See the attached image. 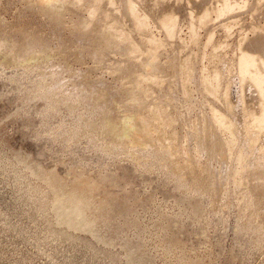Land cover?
<instances>
[{
	"label": "rangeland",
	"instance_id": "obj_1",
	"mask_svg": "<svg viewBox=\"0 0 264 264\" xmlns=\"http://www.w3.org/2000/svg\"><path fill=\"white\" fill-rule=\"evenodd\" d=\"M246 1L227 34L221 27L227 21L217 23L211 10L221 0H0V264H264V245L255 247L252 235L236 232L264 221V205L253 200L264 188V133L251 124L245 109L255 104L231 67L245 37L264 55V0ZM130 2L149 13L148 29L133 22ZM204 7L212 21L198 29L200 42L182 49L189 10L197 20ZM171 14L179 19L169 40L160 24ZM211 33L215 45L227 47H207L216 57L204 61L200 44ZM186 56L192 59L182 66ZM204 63L221 75V103L199 81ZM148 78L153 82H143ZM49 98L56 112L48 110ZM208 103L229 111L235 124L237 143L229 155L225 137L211 127ZM152 108L165 114L159 124ZM79 119L94 143L88 135L67 140ZM147 139L169 145L176 163L211 176L212 197L190 198L205 206L202 220L177 216L176 203L188 193L162 172V160L147 154ZM239 152L246 157L244 175L237 177L243 183L234 185L231 167ZM48 181L62 187L57 197ZM88 182L98 185L80 190ZM224 188L229 208L219 211ZM103 197L115 203L106 208L97 202Z\"/></svg>",
	"mask_w": 264,
	"mask_h": 264
},
{
	"label": "bare ground",
	"instance_id": "obj_2",
	"mask_svg": "<svg viewBox=\"0 0 264 264\" xmlns=\"http://www.w3.org/2000/svg\"><path fill=\"white\" fill-rule=\"evenodd\" d=\"M218 1V0H216ZM44 4L47 5V1H42ZM110 2V1H109ZM137 3V2H136ZM144 3V2H143ZM247 1L246 0H240L239 2H232L231 0H221L220 4L216 5L215 7L211 8V10L213 11V14L215 16V20H217V23L220 22H224L227 21V23H223L221 27H225L227 26L228 29L226 32L227 34L229 33V30H232V28L234 26H236L239 22H240V17H241V13L240 11L244 8H247ZM130 6L128 7L129 12H130V16L133 19V22H135L140 28H144V29H148L150 27V23H149V18L150 15L149 13H145V12H140L136 5L133 4L132 2H130L129 4ZM50 6V5H48ZM95 9V8H94ZM203 9L204 12L203 14H201V17L198 18L197 20L194 17V12L191 10H189V14H187L188 20L190 18L187 30H188V36H187V41H182L183 43L180 45V47L186 48L187 45H192L196 42H200V37L198 34V29L199 28H203L205 25H207V23H209L211 20V18L213 16H211V18L209 17L210 14L208 13V9H206V7H204ZM94 10L92 9L91 12H93ZM211 11V12H212ZM242 12V11H241ZM178 17L175 16V14H171L169 16H167V18H162L161 20V28L163 29V32L165 33L167 39H174L175 35H176V28H177V24H178ZM214 20V21H215ZM221 20V21H218ZM229 21V22H228ZM199 23L200 25L198 26L196 23ZM216 24V23H215ZM106 27V26H105ZM108 27V28H107ZM106 28L109 30H113V27L111 26H107ZM161 29V30H162ZM114 31V30H113ZM213 32V31H212ZM124 33V32H123ZM261 38H263L264 40V35L261 36ZM215 35L213 33H211V35L207 36L206 39L204 40V42H201L200 46L202 48V52L200 53V58L204 59V61H210L212 59H215V54L211 53V52H207V47L212 46L209 50H213L216 51L217 49H225L227 47V45L225 44V47L222 48V44L220 45H215ZM244 46L241 48L237 49L236 55H235V59H233L234 61H232V65L231 67L233 68V70L235 71V77L236 79L239 81V83L241 84V90L242 93L245 95L246 90H248L250 92V100L255 104V108L252 107L251 105L247 107V109H245L247 112L251 113V124L254 125V127H256L258 129V131H261L262 133H264V55L258 54L257 53V47L258 45H255L254 43H252L250 40H248V38H243ZM1 42V40H0ZM148 44H150L151 46H156L161 48V43L157 44L156 41H153L152 39H148ZM136 48V46H134ZM139 48V47H138ZM158 48V49H159ZM136 52L138 50H135ZM33 59V58H32ZM38 59V58H37ZM37 59H33L32 61L34 62V60ZM192 58H190L189 56H186L185 59L183 60V65H188L189 62L191 61ZM18 57L11 59V61H8L7 64H12V63H16L18 62ZM31 60V59H30ZM31 61V62H32ZM28 63V62H27ZM203 63V62H202ZM26 65V64H25ZM27 68V67H26ZM231 68V70H232ZM25 69V67H24ZM27 70V69H26ZM232 70V71H233ZM28 71H32V70H28ZM199 81L202 83V85H204V87H207L210 95L213 98H216L219 102L221 103V100L219 99V97L217 96V89L219 88V85L222 84V80H221V75L218 71H214L213 73L206 68L205 63L200 65L199 68ZM232 71H229V73H231ZM30 74V73H28ZM232 75V74H231ZM233 76V75H232ZM154 79V77H152ZM143 79V78H141ZM153 79H146L143 82L147 83L148 81L153 82ZM198 79V78H197ZM158 80V79H157ZM44 81V79H43ZM156 81V80H155ZM159 81V80H158ZM142 82V81H141ZM149 82V83H150ZM157 83V82H156ZM163 83V82H162ZM186 83V85L191 84V81L186 82L184 80V84ZM138 84V83H137ZM164 84V83H163ZM243 84H245V86H242ZM47 85V83H46ZM146 85V84H145ZM201 85V86H202ZM42 84L40 82L39 86L37 88H35L36 92H39L41 90ZM47 87V86H46ZM44 87V88H46ZM141 87V86H140ZM145 87V86H144ZM172 88V87H171ZM170 88V89H171ZM169 89V88H168ZM206 89V88H205ZM204 89V90H205ZM34 90V89H33ZM43 90V89H42ZM229 88L226 89V94L228 93ZM42 92V91H41ZM207 92V91H206ZM185 94H187V92H185ZM208 95V94H207ZM52 98V97H51ZM51 98H49L50 100H48L47 103V108L48 110H52V111H57L56 107L54 106L55 104L53 102H55L54 100H51ZM55 99V98H54ZM53 101V102H51ZM62 101V100H61ZM69 101V100H68ZM205 101V100H204ZM210 101V100H209ZM57 102V101H56ZM58 103V102H57ZM65 104V103H64ZM69 105V104H68ZM209 106V116L210 118V123H211V127H214V129H216L217 134L219 135H223L225 137V142H224V151L227 152V154L229 155L232 151L233 146L237 143V136H236V127L235 124L228 118L227 112H225L224 110L222 111L220 108H218V106H212L210 103H208ZM224 106H228L226 108L230 109L229 104H224ZM223 106V107H224ZM70 108L72 106H69ZM191 107L188 106V109H190ZM257 108V112H255V109ZM68 109V108H66ZM152 108L151 113H152V117L154 116V118H156V121H158L159 124V120L162 119V117L165 115L163 111L161 110H157ZM161 109V108H160ZM166 110V109H163ZM227 110V109H226ZM231 110V109H230ZM54 112V113H55ZM255 112V113H254ZM48 113V112H47ZM83 113V112H82ZM260 113V114H259ZM150 114V113H149ZM164 114V115H163ZM151 115V114H150ZM250 115V114H249ZM208 116V115H207ZM82 119V118H81ZM86 120V119H85ZM107 120V119H106ZM110 121V120H108ZM117 121V120H116ZM172 121V120H171ZM86 122V121H85ZM105 122V121H104ZM153 122V121H151ZM164 122V121H163ZM84 123V122H82ZM89 123V122H88ZM92 123V122H91ZM112 123V122H111ZM167 123V122H166ZM96 124V123H95ZM104 124V123H103ZM77 127H75L71 134L68 135L69 136V142H73L76 140V142L78 141L77 139L81 136H87L88 135V131L86 130L85 126H88V124L84 123L81 124L80 123V119L79 122H77ZM91 125V124H90ZM93 125V124H92ZM97 125V124H96ZM119 125V124H118ZM252 125V126H253ZM75 126V125H74ZM92 128V126H90ZM110 126H108L109 128ZM89 128V127H87ZM95 128V126H94ZM102 128V125H101ZM104 128V127H103ZM97 129V128H96ZM141 129V128H140ZM158 131L160 132V137L162 139L163 142L167 141V137H166V131L163 130V128H159L158 126ZM70 130V129H69ZM91 130V129H90ZM89 130V131H90ZM104 130V129H103ZM173 130V129H172ZM97 131H100L97 129ZM256 131V130H255ZM50 132V131H49ZM54 132V131H53ZM91 132V131H90ZM89 132V133H90ZM94 132V131H93ZM91 132V133H93ZM96 132V131H95ZM260 132V133H261ZM56 133V132H55ZM61 133V132H60ZM104 133V132H103ZM106 133V132H105ZM158 133V132H157ZM49 134V133H48ZM58 134V133H56ZM63 134V133H62ZM67 134V132H66ZM96 134V133H95ZM98 134V133H97ZM96 134V136H97ZM245 134V133H244ZM54 135V134H53ZM65 135V134H64ZM94 135V133H93ZM100 136H102L99 133ZM106 135V134H105ZM159 135V134H158ZM257 135V134H256ZM55 136V135H54ZM53 136V137H54ZM57 137V136H56ZM89 138V140H92V137H89V135L87 136ZM104 138V136H102ZM264 137V136H263ZM65 138V137H64ZM67 138V136H66ZM94 138H96L94 136ZM252 138V137H251ZM97 139V138H96ZM100 139V138H99ZM106 138H104L105 140ZM150 139V138H149ZM147 139L144 143H145V148L147 149V154H149L151 156V158L154 157L162 160L164 162L163 167H162V172H166L168 173L174 181L177 182L178 187L184 188V190H186V192L188 193V195L184 198H182L177 204L178 209H179V213L177 216H181L186 214V216H190L192 220V222H198L200 220H202V218L205 216L206 214V208H204L203 206H201L200 204H191V199L190 198H196V197H202L205 196L207 199H209L210 197H212L213 193H214V185L212 183V180L210 179L211 176H208V172L206 173L203 168L202 170L197 169V168H191V166L187 165H180L179 163H176V157L174 156V154L171 152L170 150V146L169 145H164L162 146H155L151 140ZM66 140V139H64ZM66 140V141H67ZM95 140V139H94ZM169 140V139H168ZM173 140V139H172ZM100 141H102L100 139ZM109 141V140H108ZM170 141V140H169ZM257 140H252L251 142L256 143ZM103 142V141H102ZM111 143V141H109ZM159 142V141H158ZM68 143V142H67ZM78 143V142H77ZM94 143V141H93ZM108 143V142H107ZM96 144V143H95ZM98 144V143H97ZM70 145V144H69ZM112 145V144H111ZM114 145H116L114 143ZM125 145V144H124ZM97 146V145H96ZM101 146V145H100ZM113 146V145H112ZM117 146V145H116ZM105 147V146H104ZM109 148H112L109 144L108 146ZM135 147V146H134ZM138 147V146H137ZM101 148V147H100ZM106 148V147H105ZM124 148V147H123ZM118 149V148H117ZM172 149V147H171ZM105 150V149H102ZM136 150V149H134ZM110 151V150H109ZM113 151V150H112ZM141 151V150H140ZM109 154V153H108ZM146 155V154H145ZM228 158V157H227ZM245 158L244 155L240 152L238 153V155L236 156V158L233 160V165L231 167V171H233V178H232V184L234 185H242L243 183V178L239 177L240 179H238L237 177L240 175H244V163H245ZM155 162V161H154ZM161 163V162H160ZM191 164V163H188ZM161 165V164H160ZM159 166V165H158ZM193 166V165H192ZM195 167V166H194ZM186 173L187 177L183 180V176L181 177L180 175H183L182 173ZM210 175V174H209ZM250 175V174H249ZM23 178V177H22ZM236 178V179H235ZM46 179V178H45ZM101 179V178H100ZM129 179V178H127ZM114 180V179H113ZM231 180V179H230ZM245 180V179H244ZM77 181V180H76ZM101 181V180H100ZM99 181V182H100ZM104 181V180H103ZM229 181V180H228ZM253 180H251L252 182ZM263 181V180H262ZM78 182V181H77ZM80 182H82L80 180ZM85 182V181H84ZM102 182V181H101ZM108 182V181H107ZM250 182V181H249ZM248 182V185L250 184ZM264 182V181H263ZM49 183V181L47 182ZM87 183V182H86ZM89 183V182H88ZM56 184V183H55ZM79 184V183H78ZM102 184V183H101ZM99 184V185H101ZM124 184L125 185H129L130 182L128 180H124ZM245 184V183H244ZM247 184V183H246ZM252 184V183H251ZM257 184V183H256ZM48 185V184H47ZM46 185V186H47ZM50 186L54 187L53 184H50ZM98 184H83L80 185V190H88V187H94L97 186ZM124 185V186H125ZM255 185V184H253ZM56 186V185H55ZM229 186V185H228ZM48 187V186H47ZM58 187V186H57ZM55 188L54 187V197H57L59 193H61L62 191L59 190V188L61 186ZM233 187V186H232ZM252 187V186H251ZM250 187V188H251ZM264 187V186H263ZM62 188V187H61ZM96 188V187H95ZM177 188V187H176ZM249 188V187H248ZM225 189V188H224ZM257 189V188H256ZM75 190V189H74ZM96 190V189H95ZM255 190V189H254ZM260 190V191H258ZM256 190V192L258 191V195L256 194V199H254V204L256 205H260L257 207L261 206L263 207L264 205V188ZM61 191V192H60ZM181 191V190H180ZM76 192V191H75ZM83 192V191H81ZM77 193H78V189H77ZM80 193V192H79ZM78 193V194H79ZM232 193V192H231ZM85 194V193H84ZM71 200H73L74 195L71 194V196H69ZM77 197V195H76ZM204 197V198H205ZM221 197V205H220V209L219 211H221L222 209H225L226 207H228L229 203L227 202L228 198H229V189H225L223 190V194ZM113 198V197H112ZM135 198V197H134ZM203 198V197H202ZM252 198V196H251ZM123 199V198H122ZM230 199V198H229ZM241 199V198H240ZM56 202H58L57 199H55ZM117 200V199H116ZM138 200V199H137ZM236 200V199H235ZM99 204L103 205V206H109L112 205L113 202L112 199L109 197H103V199H100L99 201H97ZM96 202V203H97ZM113 202V203H112ZM230 202V201H229ZM246 202V201H245ZM197 203V202H196ZM242 203V202H241ZM91 204V203H90ZM204 204V203H203ZM202 204V205H203ZM233 204V203H230ZM238 205V203H236ZM263 204V205H262ZM93 205V204H92ZM125 205V204H124ZM247 205V204H246ZM245 205V206H246ZM97 206V205H96ZM123 206V205H122ZM231 206V205H230ZM255 207V206H254ZM229 208V207H228ZM227 208V209H228ZM243 208V207H242ZM99 209V208H98ZM127 209V208H126ZM210 210V209H209ZM226 210V209H225ZM105 211V210H104ZM122 212V211H121ZM217 212V211H216ZM105 213V212H103ZM124 213V212H123ZM125 214V213H124ZM109 215V214H108ZM122 215V214H121ZM175 215V216H176ZM215 215V214H214ZM174 216V215H173ZM174 216V217H175ZM185 216V217H186ZM208 216V215H207ZM182 217V216H181ZM188 217V218H190ZM104 220H109L110 218L107 216V214H105L103 216ZM113 219V217H112ZM112 219H110V221H112ZM264 218H262L263 220ZM254 220V219H253ZM103 221V220H102ZM109 221V222H110ZM261 221V219H260ZM108 222V223H109ZM254 222V221H253ZM252 222V223H253ZM256 222V221H255ZM259 222V221H258ZM112 224V223H111ZM131 224V222L129 223ZM243 224V223H242ZM241 224V225H242ZM251 224V223H250ZM254 224V223H253ZM258 224V223H257ZM239 225V224H238ZM129 226V225H128ZM167 226V225H166ZM248 226V225H247ZM253 226V225H252ZM165 227V226H164ZM176 229V228H174ZM236 232L239 234H243L245 236L246 233H249L250 235H252L251 237V245L253 244L255 247H261L264 245V221L262 225H254V227H243V226H237L236 228ZM238 234V235H239ZM248 234V235H249ZM247 235V234H246ZM174 242V241H173ZM177 243V242H176ZM179 245V244H178ZM174 244H164L165 251L166 250H170L171 251V247L173 248ZM175 250V249H174ZM110 257V256H109ZM181 258V257H180ZM113 257L110 259L112 260ZM178 260V259H177ZM114 261V260H113ZM183 261V260H182ZM177 262V261H176ZM181 262V259L180 261ZM184 262V261H183ZM182 262V263H183ZM181 264V263H180Z\"/></svg>",
	"mask_w": 264,
	"mask_h": 264
}]
</instances>
